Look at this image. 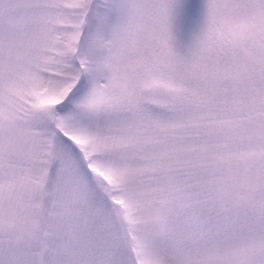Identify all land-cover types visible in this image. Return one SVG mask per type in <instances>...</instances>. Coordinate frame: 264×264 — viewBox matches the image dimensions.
I'll use <instances>...</instances> for the list:
<instances>
[{
  "label": "snow or ice",
  "instance_id": "snow-or-ice-1",
  "mask_svg": "<svg viewBox=\"0 0 264 264\" xmlns=\"http://www.w3.org/2000/svg\"><path fill=\"white\" fill-rule=\"evenodd\" d=\"M5 186L0 264H264V0H0Z\"/></svg>",
  "mask_w": 264,
  "mask_h": 264
},
{
  "label": "clouds",
  "instance_id": "clouds-1",
  "mask_svg": "<svg viewBox=\"0 0 264 264\" xmlns=\"http://www.w3.org/2000/svg\"><path fill=\"white\" fill-rule=\"evenodd\" d=\"M0 233L6 237H26L36 242L45 239L44 226L29 199L17 189L5 186L0 191Z\"/></svg>",
  "mask_w": 264,
  "mask_h": 264
}]
</instances>
